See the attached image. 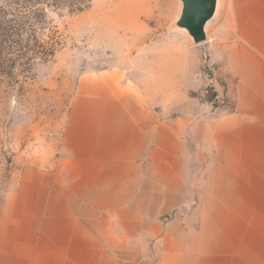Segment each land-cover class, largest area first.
I'll return each mask as SVG.
<instances>
[{"label": "crops", "instance_id": "crops-1", "mask_svg": "<svg viewBox=\"0 0 264 264\" xmlns=\"http://www.w3.org/2000/svg\"><path fill=\"white\" fill-rule=\"evenodd\" d=\"M223 17L212 82L233 107L165 119L79 90L60 156L0 200V264H264V0Z\"/></svg>", "mask_w": 264, "mask_h": 264}, {"label": "rangeland", "instance_id": "rangeland-1", "mask_svg": "<svg viewBox=\"0 0 264 264\" xmlns=\"http://www.w3.org/2000/svg\"><path fill=\"white\" fill-rule=\"evenodd\" d=\"M228 1L218 0L207 40L198 45L175 27L178 0H91L80 11H49L40 39L60 42L53 58L31 63L15 80L0 79V200L17 173L60 156L61 133L79 90L132 95L165 119L196 117L206 107L231 109L232 84L212 82L218 73L211 63ZM109 14L114 22L103 23Z\"/></svg>", "mask_w": 264, "mask_h": 264}, {"label": "trees", "instance_id": "trees-1", "mask_svg": "<svg viewBox=\"0 0 264 264\" xmlns=\"http://www.w3.org/2000/svg\"><path fill=\"white\" fill-rule=\"evenodd\" d=\"M90 1L0 0V79L15 80L31 63L53 58L60 42L54 36L48 42L40 39L49 11H80Z\"/></svg>", "mask_w": 264, "mask_h": 264}, {"label": "water", "instance_id": "water-1", "mask_svg": "<svg viewBox=\"0 0 264 264\" xmlns=\"http://www.w3.org/2000/svg\"><path fill=\"white\" fill-rule=\"evenodd\" d=\"M180 13L175 27L185 30L194 45L207 40L206 25L214 18L218 0H178Z\"/></svg>", "mask_w": 264, "mask_h": 264}, {"label": "bare ground", "instance_id": "bare-ground-1", "mask_svg": "<svg viewBox=\"0 0 264 264\" xmlns=\"http://www.w3.org/2000/svg\"><path fill=\"white\" fill-rule=\"evenodd\" d=\"M108 4V3H107ZM106 5V4H105ZM112 12V11H111ZM110 12V13H111ZM115 15H117V14H115ZM118 16V15H117ZM111 17V14H109L108 16H102L101 18H100V20L104 23V21H108V22H110V23H113L114 22V20H112V18H110ZM113 17V16H112ZM115 18V17H114ZM122 18V17H121ZM97 19H99V18H97ZM123 19V18H122ZM114 25V24H113ZM182 31H184V32H186L185 30H182ZM191 39V38H190Z\"/></svg>", "mask_w": 264, "mask_h": 264}]
</instances>
